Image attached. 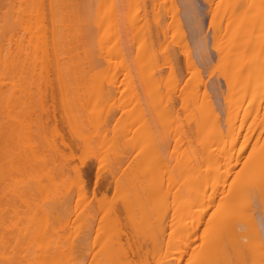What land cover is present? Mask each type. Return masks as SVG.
I'll return each mask as SVG.
<instances>
[{
	"label": "bare ground",
	"instance_id": "6f19581e",
	"mask_svg": "<svg viewBox=\"0 0 264 264\" xmlns=\"http://www.w3.org/2000/svg\"><path fill=\"white\" fill-rule=\"evenodd\" d=\"M145 1L144 0H14V2L11 3L9 0L10 3H8V4L6 2H4L7 4L8 7H6L5 10H3L0 14V55L1 54H3V55L9 54V56H10L9 59L12 62H15V61L19 62L20 65L26 66L27 70H28V68H29V70L32 69L34 71L35 75L37 74L38 76H40V78H41L40 81H41L42 87L44 89V92H43L42 88H40L41 90L39 89V87L41 85L40 86L38 85L39 87L36 90V93H34V91L30 92V93H34L33 95L36 97L35 100L33 99V102H35L36 100L41 101V99L44 98V96L46 97L48 94V91H49L48 88L50 87V85L47 84V81H48L47 77L48 76L46 75V73H47L46 71H48L49 67L53 69V72L55 75L57 74L56 78H58L57 77L58 74L61 75L60 76L61 81H63L62 83L65 84L64 85L61 83L63 85L62 88H64V89H66V87L68 88V90H66V91L64 90L65 93L67 92L64 95L65 100L69 97V96H67V98H66V95H70V93L73 94V97H74L72 101H70V97H69L68 101L70 102L69 105H71V107L69 105H67V106L69 108H71V111H72V108H73L72 105H75L74 108H76L75 110L77 111V113H74L75 111L72 112L75 115L77 114L76 116L74 114H72L71 111H69L71 114V118H72L71 119L70 116H67V118L69 117V119H68L69 124L72 122V126L76 127L78 124L77 122L80 120L79 124L81 122V125H84L85 127H86V125L90 126V125H88V123H86L87 121L85 123L82 122L81 118L83 116L81 117V115L85 111L83 109H86L87 106L85 107L84 105H82L85 107L83 109L79 106L80 105L79 102L81 101L80 99H83V97H82L83 92L80 88L76 89L75 86L79 87L81 85L83 86V84H85V83L91 82L92 86L96 85L97 87L100 88L101 91L98 90L99 88L96 90L93 89L94 92H91L92 91L91 90L90 91L91 95L88 96V99H84L85 102H86V100L89 101L91 96H92V98H94V96L96 97L97 94H98V97L101 96L100 94L103 91V89H102L103 86L101 87V83H100V86L98 84H99V82H102V83L104 82V81H101V79H102L101 77H104L105 73L106 74L109 73V72H107L108 70L106 71L107 65L110 64V67H111L112 63H108L107 65H105L106 67H104V70L99 72L100 76L102 75L101 77L98 76V70H97L98 68L96 69L97 73L96 72L94 73L91 71H92L93 66L96 67V65H95L96 62H97V65H99L98 61H100V59L99 60L97 59L98 57L97 58L94 57L95 53L97 52V55L102 54L100 50H103V49L105 50V46H106L105 44L106 43L110 44L111 39L113 40L114 37L116 38L115 44L113 45V47L111 46V48L109 46V50L107 49L108 54L107 55L104 54V57L102 56L100 58L105 59V55L106 56L110 55V58L112 61L111 54L113 56V53H115V54L118 53L117 55L122 56V58L120 59L121 61L119 63L116 61L114 63V65L117 63V66L114 67L116 69L115 72H117V76H116L115 72H113V74H111V75H113L114 77L116 76L117 79H118V76L122 75V78H124V81L122 79L123 82H120V84L121 83L125 84L126 81L128 80L127 84L130 85V86L126 85L127 88L129 87L128 91L130 88H131V90H133V84L134 83L132 84L133 81L131 82V80L134 79L135 77L133 78L132 73L134 72L133 70H135L137 68V65L139 67H141V69H143V72H144V70H146V68H147V71L148 70L152 71V69H153L152 60L153 59L155 60V57H154L155 54H156V58L161 56L160 53H159L160 54V56H159L158 53L152 52V54H153L152 55L150 52L153 50L152 46L155 43L154 41L159 39V37H161L160 39L163 38L162 42L160 41V43L164 46L163 52L165 54L163 53L162 56L165 55L163 58H165L166 61L168 60V62H167L168 64L170 62L169 60H172V59L176 60L177 56L178 55L180 56V54L179 53L177 54V52L184 51V50L187 51L189 48L188 42L185 41L187 43L186 44L183 41L185 39L184 38L185 34L183 33L184 30L182 31V29L180 28L182 25V22H181L182 20H181V18H179V14H178L179 9L177 8L176 1L175 0H155V2L153 3L154 9L152 10L154 12L152 15L150 14L151 16H149L150 12L148 11V9H146ZM148 1L152 2L151 0H147V2ZM205 1H206V5L208 4L212 7L211 10H209V11H212L211 21H210V23H211L210 25L212 26L211 28L213 29V32L211 34L212 44L214 47L213 49H215L216 55L218 56V59H216V63L219 61V63L217 64V66L220 70L219 73H220V75H222V77H224L223 79L225 80V83L227 86V92H226L225 96L223 95V99H224V101H227V105H228L227 109H226L225 108L226 105L223 102L225 105L224 108L226 109V111L223 114L224 118L223 117L221 118L222 112L220 115V111H219L220 109L218 108V105H216L215 103L210 101L211 98L209 97V95L212 93H210V94L208 93L209 95H207L206 94L207 92H203L204 96H202L200 101L197 100V96H198L197 92H196V91H198L197 87L200 91L201 89L199 88V86L200 87L202 86L201 85L202 83L200 80L201 78L200 79L198 78L200 76V73H201V72H198L200 69H197L198 71L195 69L197 71V73H194L195 71L193 70L194 71L193 75L191 74L192 77H191V79L188 80V85L186 84L187 87L186 86L184 87L183 86L184 84H182V87H184V88H182V87L179 88V85L177 83V78H176V75L178 74V69H177V67H175L176 68L175 69L173 66L169 67L170 71H167V72H168V74H170L169 75L170 81H169V78H167L166 81L169 83L172 81L171 78L173 79V83L172 82L171 83H172V87L174 89H176L175 91H176V94L178 96L177 99L180 98L182 100L180 106H182L181 108H183L184 111L187 110V115H190V116L186 115L185 118L188 117L187 120H185V121L183 120L184 122L187 121L186 124H187L188 128L190 127L189 128L190 132H188V133H193L192 132L194 130L193 126H190V125H192L193 122H190V120L191 121L194 120V122H195L194 125L196 127L195 132L197 133L198 137L196 134H194V136L192 134L191 135L194 137L195 141H196V139H197V141H198V139L200 141L196 144L197 146L196 145L193 146L194 143L192 144L190 142L192 139L191 135H190V137H191L190 140L188 139V136H189L188 134L184 135L186 132L183 131L184 128H182L181 123H179L180 120L179 121L177 120L179 118L178 116H180V115H178V116L176 115V118H177L175 121L177 123L176 125H179L181 128L178 129V127L176 126V128L178 130L176 129V131L174 133L176 135V134H178V132L180 130L183 131L184 133L181 131L180 132L184 136L181 135V133L179 135H181V137L183 136L184 138L187 139L186 144L188 146L185 147L186 150H184L185 148L183 150H181V155H182L181 158L177 157V159L180 158L181 160L180 159L176 160V162L174 164L175 168L171 167L170 168L171 170H170V169H168L169 165H171L170 164L171 162H169L170 161L169 157H171L174 154L175 159H176L178 152L180 153V151H177V149H178V144L181 141V137L178 136L180 139L179 138L173 139L171 141L172 147H170L171 145H170L169 140H171L172 138H169V140H167L168 138L166 137V135L163 131V128H161V127L166 126V128L170 129L168 124L170 121H172V118L174 117L172 114V113H174V109L172 112V111H170L171 107H170V109L165 108L168 101H170L171 103L173 101H171V99L170 100L167 99L166 100L167 103L165 102L164 104H162L163 100L161 99L159 102V99L163 96L162 94H166L163 92V90H160L158 88L159 85H157V83L163 82V79H164L163 76L165 77V75L167 74V73H165L164 75H162L161 71H160V69L161 70L163 69L160 66H162L163 64L166 63L165 59H163V62L161 61V63H159L160 68H158V65H157V71L155 70L156 76L154 79H150L151 77H154V76H152L154 74L151 71H149L150 73L147 75V78L149 81H147V78L145 77L146 75H144V80H142V81L145 82V85L151 84L152 86H151V88H150V86H145V87L143 86L146 91L143 88H141V90L143 89L142 93L144 94V96L142 95V93L140 95H142L146 101L144 99L142 101L143 97H141V98H139V104L138 105H141V108L143 110L137 105V103H138L137 96L138 95H136V90L133 93L134 96H133L132 100L129 99V104H128V97H126L128 95L127 94L128 91H127V89L125 90L127 92H125L123 90V93H125V95L122 93V95H124V96H122V98L124 97L125 101H123L124 99L121 100V101H123V104H120V106H122V109L124 108L123 106H125V105L127 107H129L130 103L134 100V97L137 98V100H135L136 103L133 104V106L135 108L138 107V109L133 108L134 109L133 113H131V111H132L131 108L130 109L128 108L129 110L125 111L128 114L127 117H128V121H129L130 125L128 124V121H126L127 117H123L124 115L121 116L122 115L121 114L120 115L121 117L119 118L120 120L118 119V123L115 122L116 124H114L112 121L113 126H111V128H110V136L105 137L106 135H108L107 129H109V127H107L109 124L106 125L105 120L107 122H108V120L110 121L111 117L114 116L113 110H115V111L117 110L114 108L115 103H114V105L112 104V106H114L113 107L114 109L110 106L111 105V103H110L109 110L107 109V113L104 114V116H103L104 117V120H103L104 124L103 125H102L103 122L100 121L99 116H101V114H103L104 112L102 113L100 111V113H99L100 115L98 114V116H97V118H99V119H97V118L95 119V117L92 116L94 119L95 127L99 126V124H96L97 120L99 121V123L101 122L102 126H104L98 132L99 133L98 138L100 140H102L104 138H107V141L112 140L114 143L111 141L110 144H108V146L110 145V147H111V146H113V144L114 145L116 144L115 146L119 147L120 145H118V144L122 142V141L119 142L121 140L119 135L121 133V135L123 137L125 136V138H126V135L128 132H125V130H128V129L124 128V127H126L128 124V126H130V128H131V126H132L131 124H133V121H134L133 119L131 121V118L133 117V115H135L137 117V120L140 119L138 121V123L140 121H142L139 123L140 126L138 125L142 129H140L139 127H137V128L135 127L137 129L136 130L137 133L132 132V134L136 133L133 135L135 139L134 138L132 139L129 137H127V139L124 138L125 139V140H123L125 142L124 147H122V146H121L122 148L117 147L116 150H114V148H116L114 146L111 147V149L109 148L110 150H112V152L114 154L112 155L111 151H109L110 153H108V156L105 155L108 158H111V159H108L107 157L105 158L106 160L107 159L109 160L108 163L106 162L107 168H105V170L106 169L108 170V173L111 175V177L109 178L110 175L109 176L102 175L100 171H103V168H102L103 166H101V170H100V168H99L100 165L99 166L96 165L97 167H94L96 179L94 180V183H93L91 189H88L89 186L87 187V185H86L87 184L86 183L87 178L85 177V175L81 171V168L78 169V168H75V166H74V168H73V171L75 173L74 178H76L75 182L77 181L78 186H77V193H76L77 198H76V202L74 204L76 206L72 205L75 208L77 207L76 217L74 220V224L72 226H69L68 224H67L68 225L67 226L65 224V223H67V221H65V219H68V223H69V218H70V217L69 218L66 217L69 214L67 211L69 209H67L68 207L66 208V206H68V204L65 205V200L66 201L68 200L66 198V196L67 197L71 196V198H69L70 200L67 201V203L69 202V205H71L70 204L71 199H73L75 197H73L72 195H69V194H66L65 197L62 196V198L64 197L63 199H65V200H61V201H64V205H63V202L57 201L56 198H58V197L55 198L56 202L55 201L53 202L52 198H48V200H47L48 204H45V206H46L45 209L47 210V215L49 214V217L52 216L51 211H52V208L54 207V205H55V209H56V207L59 208V206H61V204H62V209L60 207V209L62 210V213H61V215H59L60 217H58V218H61V221L59 223V226L56 227L57 230L59 229V231H60V237L57 241L54 239L49 240L46 237L48 240H46L45 241L46 243L44 242L45 244H43V247H44L43 253L44 254L42 255V257L40 255L38 256V257H41L40 258L41 260L40 259L39 260L42 262V264H264V0H205ZM180 4H182V3L180 2ZM212 5H214V6H212ZM2 6H4V5H2ZM147 11H148V13H147ZM152 21H153V24L155 25V28H153V29L151 28V26L152 27H154V26L150 25V24H152L151 23ZM92 22H94L95 25H97L98 29H100V30H102L103 26H105L104 25L105 22H107V24H106L107 27L110 25L108 27L109 29L110 28L113 29L112 26L115 27V30L113 29V32L111 31L112 29L109 30L110 36L108 35V38H106L107 36L104 35L105 32L104 33L102 32L104 38L107 39V41L105 42V40H103L102 36L99 37L98 44H100V45L103 44L105 46H101L102 48L104 47L103 49L101 47L96 48L97 49L96 52L93 49L94 46L90 45V39H91V37L93 38V36H91L92 35V29H93L92 27L96 28V26L92 25L93 24ZM222 22H223V24H222ZM102 24H103V26H102ZM176 25H177V27H176L177 29L175 28V30H173V33L171 35H169L168 30L171 31L170 29L174 28ZM120 26H121V29H120ZM170 26H172V27L170 28ZM106 30L108 32L107 28H106ZM98 32L99 31L97 30V33ZM145 33H146L148 38L146 37ZM178 33H179V36L178 37L175 36V39H174V35H177ZM141 36H145V38H147L146 39L147 41H145V38L143 39L147 45L143 42V40L141 41ZM189 37H192V36L189 35ZM167 38L170 39L168 42H167ZM181 38H183V39H181ZM100 39H102L104 42L102 40H101L102 41L101 42ZM148 39H149V43H150L151 48H152L151 50L149 48L150 46H148L149 45ZM94 40H95V38H94ZM186 40H187V37H186ZM92 42L95 43L93 40H92ZM137 42H138V45H135L134 43H137ZM161 44L158 43V45H161ZM94 45L96 46V43ZM130 45L133 46V49H134L133 52L131 51L133 49L131 48L132 46H130ZM86 47H88V48H86ZM168 47H170V48L168 49ZM204 48L205 47L203 46V51H204ZM160 49L161 48H159L158 51H160ZM148 50L150 52V53H148V56H147V54L146 55L144 54L142 56V53H145V51H148ZM93 51H94V53H93ZM128 52H129V55H128L129 58L127 56ZM155 52H156V50H155ZM200 53H199V55H200ZM204 53H206V52H204ZM115 54H114V57H115ZM130 54H132V55H130ZM150 54L152 56H150ZM189 55L191 56V53L188 50L187 55H186L187 56L186 57V59H187L186 60V66L189 67L190 65H192V66H190L191 68L192 67L196 68L197 66L195 63H197L199 60L197 62H194V61L199 59V58L198 57H197V59L194 58L195 59L194 60L192 58V56L189 57ZM130 56H131V58H130ZM5 57L8 58V55L4 56V58ZM93 57H94V61H93ZM140 57H141V59H140ZM147 57H148V59H151V62L149 60V63L152 64V65H150V66H152L151 67L152 69L147 67V64H149L148 60H147V62H145V59ZM150 57H154V58L152 59ZM95 58H96V60H95ZM190 58H192V60ZM203 58L205 59V61L207 59L204 56V57H202L201 62H204ZM180 60H181V58H180ZM180 60H178V63ZM92 61H93V63H92ZM16 62H15V64H16ZM141 62L143 65L141 64ZM136 63H137V65L135 66L136 67L135 69L132 66H129L131 64H136ZM144 63H145V67H143ZM90 64H93V66L91 67ZM176 64H177V62H176ZM202 64L203 63H201V66H202ZM16 65H18V64H16ZM172 65H174V60H172ZM4 66H5V64H4ZM168 66H170V65H168ZM174 66H176V65H174ZM184 66H185V63H184ZM213 66L211 68H213ZM223 66H224V68H223ZM130 67L133 70L132 69L130 70L129 69ZM198 67H199V65H198ZM99 68H100V66H99ZM16 69H17V67H16ZM101 69H103V68H101ZM1 70H2V68H1ZM27 70H25V71H27ZM35 70L37 71V73H35ZM205 70L203 69V71H205ZM104 71H105V73H104ZM164 71L165 70H163V72ZM182 71H184V69ZM222 71H223V73H222ZM30 72H32V71H30ZM130 72H132V73L130 74ZM210 72H211V70H210ZM49 73H51V72H49ZM24 74L25 73L23 72V75ZM186 74H188V73H186ZM137 75H139V74H137ZM25 76L27 77L28 75H25ZM149 76H151V77H149ZM181 76H182V74H181ZM181 76H180V79H182ZM184 76H182V77H184ZM0 77H2V76H0ZM116 77H115V79H116ZM110 78H111V76H110ZM117 79H116V82H114V78L112 77V79L109 83H113V82L117 83ZM157 79H159L160 82L156 83ZM25 80H26V82H28L26 78H25ZM58 80H57L58 86L60 87V85H61L60 79H58ZM93 80H94V82H93ZM103 80H105V79H103ZM202 80H204V79H202ZM134 81L136 82V79ZM34 82H37V81L34 80ZM180 82H179V84H181ZM192 82H195V83L191 84ZM5 83H8V82H5ZM11 83L12 82H10V85H11ZM147 83H149V84H147ZM184 83H186V81ZM189 83L191 86L189 85ZM2 84H3V81H2ZM19 84H20V82H19ZM51 84H53V83H51ZM139 84L140 83H138V85ZM173 84H174V86H173ZM14 85H15V83H14ZM108 85L109 84H107V87H108ZM135 85L136 84H134V86ZM155 85H157V86H155ZM15 86H14L13 90L17 89V91L19 92V90H18L19 88H16ZM30 86H32V85H30ZM52 86L53 85H51V88H53ZM68 86H70V87L74 86L75 90L73 88L71 90H74V91L70 92V90H69L70 88ZM94 86H93V88H97ZM160 86H161V83H160ZM170 86H171V84H170ZM25 87H27V86H25ZM55 87H57V86H55ZM139 87H140V85L138 86V88ZM208 87H210V86H208ZM110 88L114 93L117 92V88L115 86H113V87L110 86L109 88H107L108 91ZM115 88H116V90L114 91L113 89H115ZM148 89H152V90H150L152 92L150 93ZM164 89H166V88H164ZM209 89L208 90L205 89V90L209 91ZM212 89H213V87H212ZM141 90L137 91V92H141ZM170 90L172 92H174L172 89H170ZM51 91H52V89H51ZM59 91L61 92L60 95L64 94L63 91L61 90V87H60ZM95 91L96 92L100 91L99 92L100 94L96 93ZM106 91L104 90L102 93L104 94V92L106 93ZM112 91H109V93ZM144 91L148 92L151 96L154 95L152 99H154V97H155V102H154V100L150 99L149 95H148V97H149L148 98L149 102H148V100L146 99L147 97H146V94L144 93ZM154 91L156 94H154ZM216 91L217 90H215V92ZM54 92H56L55 89H54ZM86 92H88V90ZM113 92H112V94H110L111 99L114 95L117 94V93L114 94ZM0 93H1V90H0ZM12 93H10V95H12ZM23 93L25 95L26 92H23ZM109 93L107 92L106 96ZM157 93H158V95L162 93L161 94L162 96H160V95L158 96ZM15 94H16V92H15ZM86 94H88V93H86ZM137 94H139V93H137ZM169 94L172 98L171 93H169ZM1 95H3V94L1 93L0 96ZM18 96H20V95H18ZM165 96H167V95H165ZM194 96H196V99ZM213 96H212V98H213ZM30 97H32V94ZM98 97H96V98L99 99L100 97L99 98ZM110 97L107 96L106 98L108 99ZM157 97H158V99H157ZM203 97H204V99H203ZM206 97L209 99L205 100ZM12 98H13V96H12ZM23 98L25 99V96H23ZM84 98H85V96H84ZM129 98H130V95H129ZM6 99H7V97H6ZM24 99H23V103H25ZM62 99H63V95L61 97V100ZM71 99H72V95H71ZM100 99H102V98H100ZM175 99H176V97L174 95V99L172 98V100H175ZM217 99H218V96H217ZM0 100L2 102L1 97H0ZM4 100H5V98L3 99V101ZM26 100H27V98H26ZM63 100L61 102H63ZM65 100L63 103H65ZM74 100H75V102L72 104L71 102H73ZM95 100L94 101L92 100V102L95 103L96 102ZM109 100L110 99H108L106 101H108V103H109ZM115 100H116V98H115ZM118 100L119 99H117V102H118ZM15 101H16V99H15ZM17 101H18V99H17ZM31 101L32 100H30V103H31ZM40 101H38V102H40ZM68 101H66V102H68ZM140 101H142L144 103V105H143L144 107L142 106L143 103L140 104ZM214 102H216V99ZM40 103H42V101ZM44 103H46V101ZM44 103H42L40 105L41 109L43 108V111H44L43 113L46 114L44 123L46 122L45 123L46 126L48 124V125L52 126L53 128L54 127L56 128V123H57V121L59 122L60 119L57 120V116L54 113V110H56V109L54 108V110H53V108H52L55 105L50 107L49 105H52V104H49V102H48V106L46 105V107H45ZM50 103H51V101H50ZM86 103H88V102H86ZM98 103L99 104L95 103L96 107H99L103 103V101L101 104L99 101H98ZM108 103L106 102L107 105H108ZM148 103H150V105ZM158 103H159V106L156 105ZM20 104L21 103H19L18 108L20 107ZM66 104L67 103H65V106H66ZM61 105H63V104H61ZM151 105H152V108L150 107ZM172 105H174V104L172 103ZM33 106H31V107H33ZM102 106H103V104H102ZM102 106L99 107V108H101V110H102ZM104 106H106L105 102H104ZM180 106H179V110L181 109ZM163 107L165 108V110H163L164 109ZM4 108L6 109L7 106ZM33 108H34V110H33L32 114L35 115L34 120L37 121L36 124L39 123V125H41V128H42L43 124H41V123L43 120L40 119V117H39L40 114L39 115L37 114V112H41V115H42V110L40 109L39 111H37V110H35L36 107H33ZM74 108H73V110H74ZM89 108H91V110H93L95 107L93 109H92V107H89ZM99 108H95L96 110L98 109L97 112L99 111ZM12 109L14 110V107ZM29 109L31 111H29ZM29 109H28V111L32 112V109L31 108H29ZM63 109H64V107H63ZM66 109L67 108L65 107L64 113L68 115L69 112H66L67 111ZM160 109H161V111H160ZM166 109L168 110V112H170V115L172 116L171 117L168 113V115L171 118V120L170 121L168 120V122L166 121L168 118L165 117L166 116L165 113L167 112ZM19 110H20V108H19ZM23 110H24V108H23ZM80 110L82 112H80ZM25 111H26V109H25ZM123 111H121V112H123ZM128 111H130V112H128ZM163 111H166V112H163ZM9 112H10V109H9ZM125 112L123 114H125ZM137 112H139V113H137ZM13 113L15 114V112H13ZM16 113L18 114V112H16ZM23 113H25V112L23 111ZM26 113H27V111H26ZM84 113L88 116V113H86V112H84ZM135 113H137V114H135ZM95 114L96 113L94 112V115ZM114 114H115V112H114ZM29 115H31V114H29ZM36 115H38L37 117H38L39 122H38V120L35 119ZM130 115H132V117ZM20 116H22V115L20 114ZM62 117L64 118L63 115H62ZM164 117L166 119H164ZM7 118H8V116H7ZM18 118H20V117H18ZM22 118H25V117H22ZM41 118L43 119V115ZM85 118H84V120H85ZM90 118H91V116H90ZM90 118H88L89 124H90ZM70 119H71V121H70ZM73 119H75V122L73 121ZM151 119L153 122L151 121ZM163 119L165 120V122L163 121ZM12 120H14V119H12ZM16 120L18 121L19 119H16ZM29 120H33V119L29 118ZM181 120H182V118H181ZM68 121H64V123L65 122L68 123ZM150 121L153 125V128L155 130L157 129L158 131L157 130L153 131L154 129L153 130L150 129L153 132H151L149 130L150 131L149 133H147V132L145 133V130H147L148 128H151V126H152L150 124ZM162 121H163V124H165L164 126L163 125L161 126ZM26 122H28L27 119H26ZM75 123H76V125H75ZM92 123H93V121H92ZM153 123L155 124V126ZM171 123H173V122H171ZM79 124H78V127H76L78 131L81 129V127L84 128V126H81ZM118 124H119V126H118ZM125 124H126V126H125ZM144 124H145V126H144ZM158 124H159V126H158ZM183 124H184V126H186L185 123H183ZM59 125H61V124H59ZM91 125H93V124H91ZM79 126H80V128H79ZM173 126H175L174 123H173ZM44 127H45V125H44ZM73 127H72V129L75 128V127L74 128ZM119 127H120V129H119ZM133 127H134V124H133ZM186 127H185V129H187V131H188L189 129ZM205 127H207V128H205ZM18 128H20V127H18ZM69 128H70V126H69ZM97 128H95L96 131H97ZM203 128L208 130V131L203 130ZM25 129H27V128H25ZM168 129L165 130L166 134L168 133V131H167ZM95 130L94 129L91 130L92 133ZM159 130H161L160 131L161 134L159 133ZM29 131H30V129H29ZM31 131H32V129H31ZM33 131H34V129H33ZM53 131L54 130L52 129V132ZM86 131L87 130H85L83 132V130H82L81 132H83V134H84ZM34 132H36V131H34ZM47 132H45V133H47ZM108 132H109V130H108ZM162 132L164 133L165 137L161 136V135H163ZM169 132H171V131L169 130ZM206 132H208V133H206ZM29 133H31V132H29ZM55 133H56V135L59 134L58 136L61 135L60 134L61 131H60V133L58 131V134H57V132L55 130ZM86 133H85L86 135H89L90 132H86ZM152 133H153V135H152ZM23 134H24V132H23ZM31 134H33V133H31ZM77 134L78 133L76 132V137H78ZM130 134H131V132H130ZM138 134H139V136H138ZM140 134L142 135V138L140 137L141 136ZM202 134H204V135H202ZM64 135H65V133H64ZM91 135H93V134H91ZM224 135H225V137L223 138ZM17 136H19V134ZM29 136H28V139L30 138L32 140L33 137H29ZM127 136H129V134ZM150 136L152 137V139ZM201 136H203L205 138V140ZM2 137H3V135H2ZM55 137L57 138V136H55ZM66 137H68L67 134H66ZM123 137H122V139H123ZM136 137L139 139L140 142L143 141V143L145 145L144 148H143V143H141V145H140L139 141H135L137 139ZM161 137L164 139H162ZM172 137L174 138V135ZM59 138L61 139V141L59 140L60 143H62V141H63L62 148L60 147V144L58 142L56 144L54 143L58 149V151L57 150L56 151L59 152V154H62V155H60V157L63 156L65 159H68L69 157L71 158V153H73V151H71L70 154H68L70 151L69 152L67 151L68 153H66V151H65L68 147L72 148V146H70L71 143L70 144L65 143L64 142L65 139L62 140L61 137H59ZM68 138H70V137H68ZM80 138H81V136H80ZM80 138H78V139L80 140ZM85 138H87V137H85ZM108 138H110V139H108ZM99 139H97V140L93 139V140H96V142H97ZM141 139H143V140L141 141ZM201 139H203V142H201ZM206 139H209V140H206ZM54 140H56V139H54ZM93 140L91 139V142L94 143ZM132 140H134L135 143L134 142L132 143ZM183 140L185 141V139H183ZM51 141H52V139H51ZM103 141H105V139L100 141V143L102 144ZM16 142H17V140H16ZM34 142H33V144H34ZM75 142H77V140ZM88 142H89V140H88ZM104 143L106 144V141ZM182 143H184V142H182ZM182 143L179 144V147H181L180 145H183ZM36 144L38 145V143H36ZM77 144H78V142H77ZM84 144L86 145L88 143H84ZM121 144L123 145V142ZM131 144L134 146L132 147ZM73 145H74V143H73ZM139 145L141 148H143V154L141 153L142 149L140 148L139 149L140 156L137 155L138 158L136 159L138 161V163L135 160V163L130 165L133 162V160L131 161V163L128 161L130 159L128 156V154H129L128 152L134 151V148L139 147ZM199 145H201V146L198 148ZM30 146H31V143H30ZM100 146H103V144ZM130 146L132 147L133 150L132 149L129 150V148H131ZM19 147H20V145H19ZM96 147L97 146H95V148ZM194 147L196 149H194ZM83 149H85V148H83ZM119 149H121V153H120ZM33 151H34V149H33ZM98 151L100 153H102V151H100V150H98ZM125 151L127 152V154L125 153ZM82 152L83 151L81 148L80 153H82ZM47 153H49V152H47ZM15 154H17V153H15ZM85 154H87V153H85ZM132 154L130 153V156H132ZM38 155H40V154H38ZM72 155H74V154H72ZM79 155L80 154H78V156ZM96 155H98V154H96ZM109 155L112 157H109ZM8 156H9V154H8ZM10 156H11V154H10ZM78 156H76V157H78ZM91 156H93V155L91 154ZM156 156L158 157V159H156ZM53 157H54V155H53ZM19 158H22V157H19ZM74 158H75V156H74ZM163 158L165 160H166V158H168V160H169L168 166H167L166 162H165L166 166L164 165V159ZM23 159H24V157H23ZM25 159H26V157H25ZM39 159H40V157H39ZM39 159H38V161L40 163ZM56 159L57 158L55 157V160ZM20 160L21 159H19V161ZM112 160H113L114 164L111 162ZM64 161H66V160H64ZM67 161H69V159ZM74 161H76V160L74 159ZM144 161H145V163H144ZM161 161L163 163H161ZM42 162H44V161H42ZM110 162L112 163V165L114 167L109 165ZM62 163H63V159H62ZM83 163H84V161H83ZM154 163L156 164V166L153 165ZM158 163L160 164V166L158 165ZM25 164H27V163L25 162ZM64 164H65V162H64ZM64 164H62V165H64ZM123 164H125L124 167L122 166ZM71 165H73V164H71ZM76 165H77V163H76ZM157 165L159 166L158 168H157ZM162 165H163V169L165 167V170H163V171L164 172L168 171L169 175H170V176L169 175L167 176L166 181H165V179H164V181L162 180L163 179L162 173L164 174V177H165V173L160 172V171H162V168L159 170V168L162 167ZM15 166H17V165H15ZM47 166L48 165H46V170H48L50 168L49 171H47V173H48L47 175L49 176V178H48V176L44 177V174H43L42 176L44 177V180H45V178H47L48 180L53 178V175H54L53 171L58 170V169H54L53 168L54 166L52 167V164H49V166H51L54 170L51 167H49V166L47 167ZM87 166H88V164H87ZM121 166H122V168H121ZM41 167H43V166H41ZM76 167H78V166H76ZM109 167L112 170L110 169V171H109V169H108ZM138 167H141V168L138 169ZM32 169H33V167H32ZM150 169H151V171H150ZM166 169H168V170H166ZM173 169L176 171L174 172ZM23 170H25V169H23ZM29 170L31 172V169H29ZM37 170L35 172H37ZM66 170H67L66 167H63L60 171L65 172ZM118 170H119V172H118ZM172 170L174 172L173 173L174 176L171 175ZM115 171H117V172H115ZM113 172L115 174L119 173V177H115ZM2 173L3 172H1V174ZM23 173H22V175H23ZM55 173H56V171H55ZM145 173H148L149 176H147V174L145 175ZM9 174H7V175H9ZM150 174H151V176H150ZM154 174L158 178H156L154 176ZM16 175H14V176H16ZM35 175H36V173H35ZM35 175H33V176H35ZM58 175H61V174L56 173V176H54V177H57ZM180 176H183V177L181 178ZM29 177L31 178V176H29ZM41 177H40V179H41ZM151 177L154 178V180L151 179ZM231 177H233V179ZM33 178H32V180H33ZM159 178L161 179L160 182H159ZM21 179H18V181H20ZM16 180H17V178H16ZM16 180H15V182H16ZM25 180H27V179H25ZM51 180H49V181H51ZM72 181H74V180H72ZM5 182L8 183L7 180ZM24 182H22V183H24ZM54 182L56 183V181H54ZM59 182H60V180H59ZM28 183H29V181H28ZM33 183H31V184H33ZM39 184L40 183H38V185ZM43 184H45V182ZM63 184L65 185V183H63ZM52 185L54 186L53 183H52ZM8 186H10V184ZM48 186H49V184H48ZM65 186H67V185H65ZM69 186H70V184H68V188L66 187L67 190H69ZM1 187H3V186H1ZM26 187H25V189H26ZM61 187H63V186H61ZM16 188H17V186H16ZM30 188H31V185H30ZM41 188L42 187H40L39 189L41 190ZM55 188L56 187H54V189ZM98 188H100V189L98 191H96V189H98ZM109 188H113V189H111V190H113L112 195H109L111 193V192H109L111 190H108ZM9 189H11V188H9ZM107 190H108V192H107ZM3 191H5V190H3ZM17 191H20V190H17ZM58 191L59 190H56L55 193H57ZM25 192L27 193V190H25ZM59 192H61V191H59ZM40 194H42L41 191H40ZM52 194H53V191H52ZM61 195H62V192H61ZM49 196H47V197H49ZM52 196H54V195H51V197ZM165 196L167 199L165 198ZM17 197H19V196H17ZM36 197H38V196H36ZM59 198H61V196ZM163 198H165L167 200V201H165V203L162 202ZM23 199H24V197H23ZM20 200H22V199H20ZM32 200H34V199H32ZM25 202H27V201H25ZM29 202H30V200H29ZM57 202H58V206H57ZM12 204H13V202H12ZM12 204H10V205H12ZM25 204H27V203H25ZM39 204H41V203H39ZM17 206L15 205V207H17ZM1 207H3V206L1 205ZM64 207L66 208V210H65V213L63 214V210H64L63 208ZM73 207H71L72 210H74ZM5 209H7V208H5ZM2 210H4V208H2ZM46 210H45V212H46ZM16 211H18V210H16ZM7 212H8V214H10L9 212H11V211H7ZM43 212H44V210H43ZM43 212H42V214H43ZM31 214H30V216H31ZM36 215H38V214H36ZM40 215H41V213L39 214V216ZM47 215L45 213V218L46 217L49 218ZM69 215H71V213ZM33 217L35 218V216H33ZM33 217L31 219H29V220H31L30 223H32L34 220H36V218L33 219ZM19 218H21V217L19 216ZM11 219L12 218H10V220ZM51 220H53V219L51 218ZM51 220H49V221H51ZM8 221H9V219H8ZM10 222H12V221H10ZM1 223H3V222H1ZM45 223H47L46 225H48V221ZM18 224H19V222H18ZM64 224L66 226H63ZM27 225L28 224H26L24 226H27ZM6 226H8V225H6ZM16 226H17V224H16ZM15 227L13 229H15ZM44 229H45V227H44ZM22 230H23V227H22ZM53 230H54V227L51 223V225H49L47 228V232H50ZM8 232H10V231H8ZM11 232H13V230ZM11 232H10V234H11ZM15 233H16V231H15ZM37 233H38V231H37ZM26 236H27V234H26ZM37 236H38V234H37ZM11 241H9V242L11 243ZM37 241H40V239L36 240V242ZM1 242H3V240ZM25 242H27V241H25ZM41 242H42V240H41ZM30 243H31V241H30ZM2 244H5V245H0V264H13V260L15 261L14 263L17 264L16 260L19 261L20 257L16 253L17 257H19V258H16L14 253H15V251H17L19 246H16V245L13 246L12 244H14V243H12L10 245L9 244L7 245L6 243H2ZM21 244H23V243H21ZM35 244H37V243H35ZM20 247L21 248H19L18 253L20 252L22 247H24V249H25V246L20 245ZM24 249H23V251L26 252L28 248H26L25 250ZM28 251H29V249H28ZM27 255H29V254H27ZM14 256L16 259L14 258ZM24 256H25V254L21 257V258H23L21 261L22 263H20V261H19V264H26V261L29 263V259H27V258L31 257V255L26 256L25 259H24ZM24 261H25V263H23ZM41 262H40V264H41ZM30 263H32V261Z\"/></svg>",
	"mask_w": 264,
	"mask_h": 264
},
{
	"label": "rangeland",
	"instance_id": "374dc122",
	"mask_svg": "<svg viewBox=\"0 0 264 264\" xmlns=\"http://www.w3.org/2000/svg\"><path fill=\"white\" fill-rule=\"evenodd\" d=\"M145 1V0H144ZM152 2H150V1H148L147 2V0L145 1V5H146V9H148V11L150 12L149 13V16H151L152 14H153V12L154 11H152L153 9H154V5H153V3L155 2V0H151ZM176 1V3H177V8L179 9V18H181V22H182V25H181V29H182V31H183V33L185 34V39L183 40L184 42L185 41H187L188 42V50L190 51V53H191V56H192V58L194 59V58H196L197 59V57L199 58V59H197V60H195L194 62H197L198 60V62L197 63H195L196 64V68H194V67H190V66H192V65H190L189 67L188 66H186V55H187V52H188V50L187 51H180V52H177V54L179 53L180 54V56L178 55L177 56V59L178 60H180V58H181V60L179 61V63H178V60L176 61L175 59H172V60H174V65H176V66H174V65H172V60H169L170 62H169V64L167 63L168 62V60L166 61V59L165 58H163L165 55H163L162 56V54L164 53L163 52V50H164V46L160 43V41L162 42V40H163V38L162 39H160L161 37H159V39H157V40H155L154 42V45L152 46L153 47V50L152 51H150L151 52V54H152V52L153 53H158V55L160 56V54H161V56L160 57H157L156 58V54H155V60L153 59L154 57H150V58H152L153 60H152V64H153V69L151 68L152 66H150V65H152L151 63H149V60H150V62H151V59H148V57L145 59V62H147V60H148V63L149 64H147V67L148 68H150V69H152V71L151 70H148L147 71V68H146V70H144V72H143V69H141V67H139L138 65H137V63L136 64H131V65H129V66H132L134 69L136 68L135 66L137 65V70L135 69V70H133L131 67L129 68L130 70L132 69L133 71V73L132 72H130V74L132 73V75H133V78L134 79H132L131 80V82H132V84L134 83V84H136L135 86H134V84H133V90H131V88L129 89V91H128V88H127V86L126 85H129V84H127V81H126V83L125 84H120V82H123L124 81V78H122V75L121 76H118V79H117V72H115L116 71V69L114 68V67H116L117 66V63L114 65V63H115V61L116 62H120L121 60V58H122V56L121 55H117L118 53H113V56H112V54H111V57H112V61H111V58H110V55H108V56H106L107 54H108V52H107V49L109 50V46H110V48H111V46L113 47V45L115 44V42H116V38L114 37V39L111 41L110 40V44L109 43H104L105 45H103V44H98V42H99V37H103V40H105V42L107 41V39H105L104 38V36H103V33H104V35H106L107 37L106 38H108V35L110 36V34H109V30L110 29H112V28H108L107 27V22H105V26H103V24H102V26H103V28H102V30H100V29H98V26L97 25H95V23L94 22H92L93 24L92 25H94V26H96V28L95 27H92L93 29H92V35L91 36H93V38L91 37V39H90V45H92V46H94V50H95V52H96V48H98V47H101V46H105V50L103 51V50H100L101 51V53L102 54H99V55H97V52L95 53V55H94V57H98L97 59L99 60L100 59V61H98V63H99V65H97V62H96V67L95 66H93V64H90V66L92 67V71L91 72H96L97 73V70H98V76H100V71H102V70H104V67H106L105 65H107L108 63H112V66L110 67V64H108L107 65V69H106V71L107 72H109L108 74H106L105 73V71H104V73H105V78L104 77H101L100 79H101V81H104L103 83L102 82H99V86H100V83H101V87H102V89H103V91L105 90H107L106 91V93L108 92L109 93V91H112L111 90V88L109 89V91H108V89L107 88H109L110 86L111 87H113V86H115L116 88H117V94L116 93H114L113 91V93L114 94H116V95H114L113 97H112V99H111V97H110V94H112V92H110L109 94H107V96H109L110 98H108V99H110L109 100V103H108V101H106V100H108L106 97V93L104 92V94L101 92V94L99 93L101 90H100V88L99 87H97L96 85L94 86V87H97V88H93V86L91 85L92 83L90 82V83H85V84H83V86L81 87V86H79V87H76L75 86V88L76 89H81L82 90V97H83V99H80L81 101V103L79 102V106L83 109V108H85L86 106V109H83V110H85L84 112H86V113H88V116L83 112V114L81 115V117L83 116H85L84 118H85V120H84V118L82 117H80L81 119H82V122H86V123H88V125H90V126H87L86 125V127L84 126V125H81V122H80V124H79V121L77 122L79 125H81V126H84V128L83 127H81V129L83 130V132L85 131V130H87L86 132H90L91 134H93V135H91L90 133H89V135H86L85 133V135L83 134V132H81L82 130L80 129L79 131L77 130V128L76 127H78V124H77V126L74 128L73 126H72V122L69 124V121H68V119H69V117L67 118V116H70V118H71V114H70V112L69 111H71V108H69L67 105H69L70 104V102L68 101L69 100V97H70V101H72L73 100V94H71L70 93V95H66V98H67V96H69L66 100H65V94L67 93H65V91L66 90H68V88L66 87V89H64V88H62L63 87V85L62 84H64V83H62L63 81H61V75H59L58 74V78H56V75L54 74V72H53V69L52 68H50L49 67V69L51 70H49L48 68V71H46L47 73H46V75L48 76H46L48 79V81H47V84L48 85H50V87L48 88L49 89V91H48V94H47V96L45 97L44 96V98H42L41 99V101H42V103H44L45 101H46V103H44L45 104V107H46V105L48 106V102H49V104H52V105H49L50 107H52L53 105H55V106H53L52 108H53V110H54V108L56 109V110H54V113H55V115L57 116V120H59L60 119V121L58 122L57 121V123H56V128L54 127H52V126H50V125H48L47 124V126H46V122L44 123V121H45V116H46V114L45 113H43L44 111H43V108L41 109V104L42 103H40L41 101L40 100H38V101H40V102H38L37 100L35 101V102H33V99L35 100L36 99V97L33 95L34 93H36V90L38 89V87H39V89L40 88H42L43 89V87H42V84H41V81H40V76H38L37 74L35 75L34 74V71L32 70V69H30L29 70V68H28V70H27V67L26 66H24V65H20V63L19 62H16V64H18V65H16L15 64V62H12L10 59H9V54H7L8 55V58H4V56H7V55H3V54H1L0 55V76H2V77H0V90H1V93L3 94V95H1L0 97H1V99H2V102H1V100H0V245H5V244H2V243H6L7 245L9 244H12V243H14V244H12L13 246L14 245H16V246H19V248H21L20 247V245L21 246H25V249L26 248H28L29 249V251H28V249H27V251L29 252H24L23 251V249H24V247H22V249L20 250V252L18 253V250H19V248L17 249V251H15V253H14V255L16 256V258H19V261H20V263H22L21 261H22V259L23 258H21L24 254H25V256H24V259H25V257L26 256H29V255H31V257H28L27 259H29V263L26 261V264H40V258L42 257V255L44 254L43 253V244H45L46 242V240H58L59 239V237H60V231H59V229L57 230V228L56 227H58L59 226V223H60V221H61V218H58V217H60L59 215H61V213H62V204H61V206H59V208H57L56 207V209H55V205H54V207L52 208V211H51V215L52 216H50L49 217V214L47 215V210L45 209L46 208V206H45V204H48L47 202V200H48V198H52V201L54 202H56V199H57V201H59V202H63V205H64V201H61V200H65V199H63L65 196H66V194H69V195H72L73 197H75V198H73V199H71V205H69V202L67 203V201H69L70 199L69 198H71V196L69 197H67L66 196V198L68 199L67 201L65 200V205L66 204H68V206H66V208L67 209H69V210H67L68 211V213L70 214L71 213V215H69L68 214V216H66V217H70L69 218V223H68V219H65V221H67V223H65L66 225L68 224L69 226H72L73 224H74V220H75V217H76V210H77V207L75 208V207H73L72 205H74L75 204V202H76V198H77V186H78V184H77V181L75 182V179L76 178H74L75 177V173H74V171H73V168H74V166H75V168H81V171L83 172V174L85 175V177L87 178L86 180H87V187H88V189H91L92 188V185H93V183H94V180L96 179V175H95V172H94V170H95V168L94 167H97V166H99V168H100V170H101V166H103L102 168H103V171H100L101 172V174L102 175H106V176H109L110 174L108 173V170L106 169L105 170V168H107V164H106V162L108 163L109 162V160L108 159H111V158H108L107 156H108V153H110L109 151H111V153H112V155L114 154L113 152H112V150H110L111 149V147H116V148H114V150H116L117 149V147L118 146H115L114 144H113V146H111L110 147V145L108 146V144H110V142L112 141H110V140H108L107 141V138H104L105 139V141H106V144L104 143L105 141H103V146H100V145H102L101 143H100V141H102V140H104V139H102V140H100L98 137H99V131L104 127V126H102L103 124H104V122H103V120H104V114H106L107 113V109L109 110V107L111 106L112 108L114 107V106H112V104L114 105V103H115V109H117L116 111L115 110H113V117H111V119H110V121L108 120V122L105 120V122H106V125L107 124H109L107 127H109V129H107V133H108V135H106L105 137H107V136H110V128H111V126H113V123L114 124H116V123H118V119L121 117V116H123V117H127L128 116V114L125 112V111H127V110H129L130 108H131V113H133V108H135L134 106H133V104H135L136 102H135V100H137V98H138V103H137V105L139 104V98H141V97H143L144 96V94L142 93L143 92V89H144V87L145 86H150V88H151V84L150 85H145V82H143L142 80H144V75H146L145 77L147 78V75L150 73L149 71H151V72H153V74L154 75H152V76H154V77H151V76H149V77H151L150 79H154L155 78V76H156V74H155V72L157 71V65H158V68H163L162 70L160 69V71H161V74L162 75H164L165 73H167L166 75H165V77L163 76V82H160V80L159 79H157V81H156V83L157 82H160L161 83V86H160V83H157V85H159L158 86V88L160 89V90H163V92L164 93H166V94H159L160 96H162L160 99H159V102H160V100L162 99L163 101V103L162 104H164L165 102H166V100L168 99V100H170L171 99V101H173L172 103L174 104V105H172V103L170 102V101H168V103H167V105L165 106V108H169L170 109V107H171V109H170V111H172L173 112V109H174V113H172L173 114V118H172V121H170L171 120V118H170V112H168V110H167V112L166 111H163V112H166L165 113V117L166 118H168L166 121L168 122V120L170 121L169 122V124H168V126H169V128L170 129H168V128H166V126H164L165 124H163V121L165 122V120L164 119H166L165 117H164V119H163V121H162V124H161V126L163 125L164 127H161V128H163V131H164V133H165V135H166V137L168 138L167 140H169V138H172L171 140H169L170 141V147H172V140L173 139H177V138H179L178 136H180L181 137V135H183L181 132H183V131H185L186 133L184 134V135H186V134H188L189 136H188V139L190 140L191 139V137H192V139H191V143L193 144V146H195L198 142H200L199 141V139H198V141H197V139H196V141L194 140V134H196L197 135V133L195 132L196 131V127H195V122H194V120H190V122H193L192 123V125H190V126H193V133H188V132H190V127L188 128V126H187V124H186V122H184L185 120H187V118H185V116L187 115V110H183V108H181L182 106H180L181 105V102H182V100L179 98V99H177L178 98V96H177V94H176V89H174L173 87H172V83H173V79L171 78V82H167L166 80H167V78H169L170 76V74H168V72L167 71H170L169 70V67H171V66H173L174 68L175 67H177V69H178V74L176 75V78H177V83H178V85H179V88L180 87H182V84H184L183 86L185 87H187V85H188V80L189 79H191V74L193 75V72L194 73H197V69H202L201 71L199 70L198 72H201L200 73V76L198 77L200 80H201V87L199 86V88L202 90H200L199 91V89H198V87H197V90L199 91H196L197 92V95L199 96H197V100H201V98H202V96H204L203 95V92H207L206 94L207 95H209L210 93H212V94H210L209 95V97L213 100H211L210 99V101L211 102H213V103H215L216 105H218V108L220 109L219 111H220V115H221V112H222V115H221V118L223 117V114H224V112L226 111V109H227V101H224V99H223V95L225 96V94H226V92H227V86H226V83H225V80L223 79L224 77H222V75H220V70H219V68H218V66H217V64L219 63V61L216 63V59H218V56L216 55V51H215V49H213L214 47H213V44H212V38H211V34H212V32H213V29L211 28L212 26L210 25L211 23H210V21H211V15H212V11H209V10H211V6L210 5H206V1L205 0H175ZM179 1V2H178ZM187 1V2H186ZM4 2H6L7 4L8 3H12V2H14V0H10V2H9V0H0V14H1V12L3 11V10H5V8L6 7H8L7 6V4L6 3H4ZM180 2L182 3V4H180ZM3 3V4H2ZM152 4V5H151ZM2 5H4V6H2ZM148 5V6H147ZM215 5V4H214ZM214 5H212V6H214ZM181 6V7H180ZM151 7V8H150ZM209 8V9H208ZM191 9V10H190ZM151 10V11H150ZM148 11H147V13H148ZM181 11V12H180ZM185 12V13H184ZM151 14V15H150ZM184 14V15H183ZM184 17V18H183ZM150 19V18H149ZM152 24H150V25H153L154 27H152L151 26V28L153 29V28H155V25L153 24V21L151 22ZM222 24H223V22H222ZM91 25V26H92ZM112 25V24H111ZM198 26V27H197ZM113 27V29L115 30V27L114 26H112ZM172 26H170V28H171ZM177 27V25L174 27V28H172V29H170L171 31H169L168 30V34L169 35H171L172 33H173V30H175V28ZM106 28L108 29V32H107V30H106ZM144 28V27H143ZM113 29L111 30L112 32H113ZM120 29H121V26H120ZM177 29V28H176ZM97 30L99 31L98 33H97ZM197 30V31H196ZM199 30V31H198ZM121 31V30H120ZM144 31V30H143ZM142 31V32H143ZM193 31V32H192ZM195 31V32H194ZM94 32V33H93ZM103 32V33H102ZM122 32V31H121ZM102 34V35H101ZM187 34V35H186ZM98 35V36H97ZM113 35V34H112ZM145 35H146V33H145ZM189 35L190 36H192V37H189ZM175 36L176 37H178L179 36V33L177 34V35H174V39H175ZM181 36V35H180ZM146 37H147V35H146ZM186 37H187V40H186ZM189 37V38H188ZM94 38H95V40H94ZM145 38V36H141V41L143 40ZM148 38V37H147ZM147 38H145V41H147L146 39ZM199 38V39H198ZM181 39H183V38H181ZM92 40L96 43V46L94 45L95 43H93L92 42ZM102 39H100V41H101ZM102 40V41H103ZM170 39H168L167 38V42L169 41ZM101 41V42H102ZM145 41L143 40V42L145 43ZM158 41V42H157ZM174 41V40H173ZM104 42V41H103ZM136 42V41H135ZM158 43L159 44H161V45H158ZM186 43V42H185ZM135 45H138V42L137 43H134ZM146 44V43H145ZM148 46H150L149 48H150V50L152 49L151 48V45H150V43H149V39H148ZM187 44V43H186ZM89 45V44H88ZM147 45V44H146ZM130 46H132V45H130ZM147 46V47H148ZM203 46L205 47L204 48V51H203ZM158 47V48H157ZM86 48H88V47H86ZM132 49H133V46L131 47ZM159 48H161L160 49V51H158L159 50ZM170 47H168V49H169ZM192 49V50H191ZM155 50H156V52H155ZM130 51V50H129ZM132 52L134 51V49L133 50H131ZM130 51V52H131ZM143 51V50H142ZM166 51V50H165ZM203 51V52H202ZM104 52V53H103ZM144 52V51H143ZM149 52V50L148 51H145V53H142V56L145 54H147V56H148V53H150ZM162 52V53H161ZM185 52V53H184ZM193 52V53H192ZM201 52V53H200ZM204 52H206V53H204ZM93 53H94V51H93ZM160 53V54H159ZM184 53V54H183ZM199 53H200V55H199ZM104 54H106L105 55V59L104 58H100V57H104ZM114 54H115V57H114ZM150 54V56H152ZM165 54V53H164ZM189 54V53H188ZM203 54V55H202ZM205 54V55H204ZM129 55V52H128V54H127V56ZM130 55H132V54H130ZM93 56V55H92ZM141 56V57H142ZM184 56V57H183ZM190 55H189V57H191ZM204 57L205 56V58H207L206 59V61H205V59L203 58V60H204V62H201L202 61V57ZM94 57H93V61H94ZM114 57V58H113ZM141 57H140V59H141ZM96 58H95V60H96ZM110 58V59H109ZM128 58H129V56H128ZM130 58H131V56H130ZM143 58V57H142ZM192 58H190L191 60H192ZM2 59V60H1ZM9 59V60H8ZM158 59V60H157ZM160 59V60H159ZM163 59H165V62L167 63H165V64H163L162 66H160L159 67V63H161V61L163 62ZM108 60V61H107ZM111 62H110V61ZM7 61V62H6ZM93 61H92V63H93ZM107 61V62H106ZM184 61V62H183ZM155 64H154V63ZM176 62H177V64H176ZM13 63V64H12ZM184 63H185V66H184ZM201 63H203L202 64V66H201ZM212 63V64H211ZM4 64H5V66H4ZM15 64V65H14ZM141 64H142V62H141ZM199 65V67H198V65ZM215 64V65H214ZM143 65V64H142ZM168 65H170V66H168ZM182 65V66H181ZM214 65V66H213ZM221 65V64H220ZM21 66V67H20ZM24 66V67H23ZM99 66H100V68H99ZM155 66V67H154ZM165 66V67H164ZM201 66V67H200ZM213 66V68H211ZM6 67V68H5ZM16 67H17V69H16ZM143 67H145V63H144V66ZM188 67V68H187ZM216 67V68H215ZM1 68H2V70H1ZM25 68V69H24ZM98 68V69H97ZM101 68H103V69H101ZM110 68V69H109ZM114 68V69H113ZM156 68V69H155ZM168 70H167V69ZM223 68H224V66H223ZM8 69V70H7ZM11 69V70H10ZM97 69V70H96ZM101 69V70H100ZM176 69V68H175ZM184 69V71H182V70ZM197 71H196V70ZM203 69L205 70V71H203ZM221 69V68H220ZM20 70V71H19ZM25 70H27V71H25ZM111 72H110V71ZM154 70V71H153ZM156 70V71H155ZM163 70H165L164 72H163ZM184 73H182L181 71ZM189 70V71H188ZM194 70V71H193ZM210 70H211V72H210ZM214 70V71H213ZM8 71V72H7ZM30 71H32V72H30ZM181 73H180V72ZM191 71V72H190ZM213 71V72H212ZM6 72V73H5ZM23 72L25 73L24 75H23ZM49 72H51V73H49ZM113 72H115L116 73V79H117V83H114V82H116V79H115V77L113 76V75H111V74H113ZM139 72V73H138ZM146 72V73H145ZM190 72V73H189ZM9 75H8V74ZM11 73V74H10ZM35 73H37V71L35 70ZM102 73V72H101ZM121 73V72H120ZM180 73V74H179ZM186 73H188V74H186ZM205 73V74H204ZM222 73H223V71H222ZM5 74V75H4ZM21 74V75H20ZM49 74V75H48ZM103 74V73H102ZM137 74H139V75H137ZM181 74H182V76H184L185 74V76L184 77H182L181 76ZM7 75V76H6ZM25 75H28L27 77L25 76ZM33 75V76H32ZM107 75V76H106ZM131 75V76H132ZM135 75V76H134ZM203 75V76H202ZM6 76V77H5ZM9 76V77H8ZM19 78H18V77ZM97 76V75H96ZM110 76H111V78H110ZM139 76V77H138ZM168 76V77H167ZM180 76H181V78L182 79H180ZM13 77V78H12ZM27 79V81L28 82H26V80H25V78ZM35 77V78H34ZM112 77L114 78V82L113 83H109L110 81H111V79H112ZM141 77V78H140ZM32 78V79H31ZM110 78V79H109ZM195 78V77H194ZM7 79V80H6ZM9 79V80H8ZM35 81H37V82H34V80ZM50 79V80H49ZM58 79H60V87H61V90L63 91V93L64 94H62L63 95V99L65 100V103H67L66 104V106H65V103H63L64 102V100H63V102H61L62 100H61V97H62V95H60V91H59V89H60V87L58 86V82H57V80ZM103 79H105V80H103ZM122 79H123V81H122ZM136 79V82L134 81ZM193 79V78H192ZM202 79H204V80H202ZM13 80V81H12ZM52 80V81H51ZM107 80V81H106ZM121 80V81H120ZM159 80V81H158ZM2 81H3V84H2ZM25 81V82H24ZM59 81V80H58ZM146 81V80H145ZM147 81H149L148 80V78H147ZM155 81V80H154ZM153 81V82H154ZM169 81H170V78H169ZM181 81V82H180ZM186 81V83H184ZM191 81V80H190ZM5 82H8V83H5ZM10 82H12L11 83V85H10ZM19 82H20V84H19ZM23 82V83H22ZM32 82V83H31ZM40 82V83H39ZM53 83V84H51V83ZM93 82H94V80H93ZM151 82V81H150ZM179 82L181 83V84H179ZM207 82V83H206ZM14 83H15V85H14ZM37 83V84H36ZM97 83V82H96ZM138 83H140L139 85H140V87L138 88ZM143 85H142V84ZM193 83H195V82H192L191 84H193ZM2 84V85H1ZM7 86H6V85ZM19 84V85H18ZM103 84V85H102ZM107 84H109L108 85V87H107ZM113 86H112V85ZM117 84V85H116ZM147 84H149V83H147ZM164 84V85H163ZM170 84H171V86H170ZM187 84V85H186ZM199 84V85H200ZM207 84V85H206ZM30 85H32V86H30ZM34 85V86H33ZM39 85V86H38ZM47 85V86H48ZM51 85H53L52 87L55 89V91L56 92H54V89L53 88H51ZM57 86V87H55V86ZM65 85V84H64ZM89 85V86H88ZM138 85V86H137ZM157 85H155V86H157ZM168 85V86H167ZM189 85H190V83H189ZM206 85V86H205ZM6 86V87H5ZM11 86V87H10ZM14 86L16 87V88H19L18 90H19V92L17 91V89H14L13 90V88H14ZM19 86V87H18ZM23 86V87H22ZM25 86H27V87H25ZM36 86V87H35ZM126 86V87H125ZM130 86V85H129ZM137 86V87H136ZM144 86V87H143ZM173 86H174V84H173ZM191 86V85H190ZM208 86H210V87H208ZM70 89V92L71 91H74L75 90V88H74V86H68ZM84 87V88H83ZM88 87V88H87ZM107 87V88H106ZM161 87V88H160ZM184 87H182V88H184ZM206 87V88H205ZM212 87H213V89H212ZM23 88V89H22ZM25 88V89H24ZM27 88V89H26ZM29 88V89H28ZM74 88V90H71V89H73ZM88 90V92H86L87 90ZM99 88V89H98ZM106 88V89H105ZM116 88L115 89H113L114 91L116 90ZM137 88V89H136ZM141 88H143L142 90H141ZM153 88V87H152ZM164 88H166V89H164ZM211 90H210V89ZM51 89H52V91H51ZM93 89L94 90H96V89H98V90H100L99 92H96V93H99L101 96H99L100 98H102V99H100L99 97H98V94H97V96L96 97H98L99 99H97L95 96H94V98H92V96H91V98L89 99V101L92 99L93 101L95 100L96 102L95 103H97V104H99L98 103V101L100 102V104L102 103V101H103V106H104V102H105V105L106 106H102V104L100 105V106H102V110H101V108H99V107H96L95 106V103L94 102H92V100L89 102L88 100H86V102H88V103H86L85 102V100L84 99H88V96H90L91 95V92H94L93 91ZM127 89V91H125ZM141 90V92H137V91H140ZM154 89V88H153ZM157 89V88H156ZM170 89H174L173 91L175 92H172ZM208 90L209 89V91H206V90ZM41 90V89H40ZM65 90V91H64ZM92 90V91H91ZM123 90L125 91V92H127V96L126 97H128V104H129V99L130 100H132V98H133V96H134V92H135V90H136V95H138L137 96V98H135L134 97V100L130 103V106L129 107H127L126 105V107L125 106H123L124 108L122 109V106H120V104H123V101H125V98L123 97L122 98V96H124L125 95V93H123ZM145 90V89H144ZM149 90V92L151 93L152 91H150V90H152V89H148ZM169 90V91H168ZM215 90H217L216 92H215ZM12 93V95H10V93ZM34 91V93H30V92H33ZM91 91V92H90ZM146 91V90H145ZM144 91V93L146 94V99L148 100V98L150 97V99L151 100H154V102H155V97H154V99H152L153 98V96H151L148 92H145ZM156 91V90H155ZM155 91H154V94H156L155 93ZM212 91V92H211ZM15 92H16V94H15ZM23 92H26L25 93V95H24V93ZM43 92H44V89H43ZM130 92V93H129ZM0 93V94H1ZM30 93V94H29ZM74 93V92H73ZM86 93H88V94H86ZM122 93L124 94V95H122ZM137 93H139V94H137ZM142 93V95H140ZM160 93V92H159ZM169 93H171V95H172V98L174 99V95H175V97H176V99L175 100H172V98H171V96H170V94ZM209 93V94H208ZM216 93V94H215ZM22 94V95H21ZM31 94H32V97H30L31 96ZM57 94V95H56ZM205 94V93H204ZM205 94V95H206ZM6 95V96H5ZM16 95V96H15ZM18 95H20V96H18ZM55 95V96H54ZM60 95V96H59ZM71 95H72V99H71ZM85 96V98H84V96ZM129 95H130V98H129ZM148 95H149V97H148ZM157 95H158V93H157ZM158 95V96H159ZM165 95H167V96H165ZM214 95V96H213ZM12 96H13V98H12ZM22 96V97H21ZM23 96H25V99L23 98ZM75 96V95H74ZM106 96V97H105ZM165 96V97H164ZM170 96V97H169ZM196 96H194L195 97V99H196ZM212 96H213V98H212ZM217 96H218V99H217ZM6 97H7V99H6ZM16 97V98H15ZM20 97V98H19ZM56 97V98H55ZM87 97V98H86ZM120 97V98H119ZM168 97V98H167ZM5 98V100L3 101V99ZM10 98V99H9ZM26 98H27V100H26ZM115 98H116V100H115ZM164 98V99H163ZM216 99V102H214L215 101V99ZM15 99H16V101H15ZM17 99H18V101H17ZM22 99V100H21ZM23 99H24V101H25V103H23ZM48 99V100H47ZM55 99V100H54ZM105 99V100H104ZM117 99H119L118 100V102H117ZM124 99V100H123ZM143 99H144V97L142 98V101H143ZM157 99H158V97H157ZM203 99H204V97H203ZM207 99H209V98H207L206 97V99L205 100H207ZM9 100V101H8ZM11 100V101H10ZM30 100H32L31 101V103H30ZM44 100V101H43ZM59 100V101H58ZM83 100V101H82ZM102 100V101H101ZM121 100H123V101H121ZM127 100V99H126ZM145 100V99H144ZM48 101V102H47ZM50 101H51V103H50ZM53 101V102H52ZM56 101V102H55ZM66 101H68V102H66ZM113 101V102H112ZM142 101H140V104H142L143 102ZM146 101V100H145ZM12 102V103H11ZM75 102V100L73 101V102H71L72 104ZM106 102L108 103V105L106 104ZM120 102V103H119ZM127 102V101H126ZM148 102H149V100H148ZM225 103V105H224V103ZM14 103V104H13ZM16 103V104H15ZM19 103H21L20 104V110H19V108H18V106H19ZM30 103V104H29ZM36 105H35V104ZM84 103V104H83ZM110 103H111V105H110ZM117 103V104H116ZM8 104V105H7ZM10 104V105H9ZM23 104V105H22ZM34 106H33V105ZM57 104V105H56ZM61 104H63V105H61ZM92 104V105H91ZM96 104V105H97ZM149 105H150V103H148ZM152 104V103H151ZM155 104V103H154ZM176 104V105H175ZM178 104V105H177ZM7 106V108L5 109L4 107H6ZM26 105V106H25ZM29 105V106H28ZM60 105V106H59ZM82 105H84V106H82ZM110 105V106H109ZM144 105V103L142 104V106ZM157 106H159V103L158 104H156ZM2 106V107H1ZM22 106V107H21ZM31 106H33V107H36L35 108V110H37V111H39L40 109L42 110V115H43V119L41 118L42 117V115H41V112H37V114L39 115V117H40V119L41 120H43L42 121V123L41 124H43V126H42V128H41V125H39V123H37L36 124V122L37 121H35L34 120V116L35 115H33L32 113H33V110H34V108L33 107H31ZM39 108H38V107ZM70 107H71V105H69ZM74 106L75 105H72V107L74 108ZM99 108V111L97 112V110L94 108ZM140 108H141V105H138ZM155 106V105H154ZM163 106V105H162ZM179 106H180V110H179ZM224 106H225V108H224ZM10 107V108H9ZM14 107V110L12 109ZM58 107V108H57ZM63 107H64V109H65V107L67 108L66 110V112H69L68 113V115L67 114H65L64 112V109H63ZM79 107V108H80ZM89 107H92V109L93 110H91V108H89ZM107 107V108H106ZM144 107V106H143ZM151 108H152V105L150 106ZM223 107V108H222ZM16 108V109H15ZM23 108H24V110H23ZM29 108H31L32 109V112H29V111H31ZM70 110H69V109ZM73 108H72V111H71V113L73 112V111H75L74 113H77V111L75 110L76 108H74V110H73ZM80 108V109H81ZM111 108V109H112ZM113 108V109H114ZM127 108V109H126ZM129 108V109H128ZM137 109H138V107H136ZM135 108V109H136ZM154 108V107H153ZM164 108V107H163ZM165 108L163 109V110H165ZM178 108V109H177ZM217 108V109H218ZM2 109V110H1ZM4 109V110H3ZM9 109H10V112H9ZM12 109V110H11ZM25 109H26V111H27V113H26V111H25ZM28 109H29V111H28ZM81 109V110H82ZM105 109V110H104ZM142 109V108H141ZM162 109V108H161ZM161 109H160V111H161ZM225 109V110H224ZM78 110V109H77ZM80 110V112H82ZM91 110V111H90ZM124 110V111H123ZM140 110V109H139ZM143 110V109H142ZM178 110V111H177ZM222 110V111H221ZM5 111V112H4ZM15 112V114L13 113V112ZM20 111V112H19ZM23 111L26 113H23ZM56 111V112H55ZM62 111V112H61ZM100 111L103 113V114H101V116H99V118H100V121L101 122H103L102 123V125H101V122L99 123V121L97 120V122H96V124H99V126H97V127H95V125H94V119H93V117L92 116H94L95 117V119L97 118V116H98V114L100 113ZM119 111V112H118ZM121 111H123V112H121ZM130 111H128V112H130ZM159 111V112H160ZM176 111V112H175ZM3 114H2V113ZM9 112V113H8ZM16 112H18V114L16 113ZM94 112L97 114H95L94 115ZM114 112H115V114H114ZM125 112V114H123ZM13 113V114H12ZM22 115V116H20V114ZM74 113H72V114H74ZM93 113V114H92ZM118 115H117V114ZM137 113H139V112H137ZM137 113H135V114H137ZM168 113H169V115H168ZM177 113V114H176ZM185 113V114H184ZM29 114H31V115H29ZM79 114V113H78ZM122 114V115H121ZM127 114V115H126ZM130 114V113H129ZM141 114V113H140ZM143 114V113H142ZM190 114V113H189ZM13 115V116H12ZM16 115V116H15ZM38 115H36V120H38ZM62 115L64 116V118L62 117ZM75 115V114H74ZM77 115V114H76ZM75 115V116H76ZM100 115V114H99ZM121 115V116H120ZM126 115V116H125ZM162 115V114H161ZM160 115V116H161ZM176 115L178 116V115H180V116H178L179 118L177 119L176 118ZM7 116H8V118H7ZM90 116H91V118H90ZM119 116V117H118ZM131 117H132V115H130ZM138 116V115H137ZM154 116V115H153ZM182 116V117H181ZM187 116H190V115H187ZM225 116V115H224ZM18 117H20V118H18ZM22 117H25V118H22ZM59 117V118H58ZM90 118V124H89V122H88V118ZM122 117V118H123ZM135 117V118H134ZM139 117V116H138ZM142 117V116H141ZM172 117V116H171ZM11 118V119H10ZM22 118V119H21ZM29 118H31V119H33V120H29ZM99 118H97V119H99ZM153 118V117H152ZM181 118H182V120H181ZM224 118V117H223ZM12 119H14V120H12ZM16 119H19L18 121L16 120ZM26 119H27V121L29 122H26ZM72 119V118H71ZM71 119H70V121H71ZM77 119V118H76ZM92 119V120H91ZM113 119V120H112ZM132 119L134 120L133 121V124H134V127H133V124H131L132 126H131V128H130V126H128V124L130 125V123H129V121H128V117H127V119H126V121H128V124H127V126H126V124H125V126L126 127H124V128H127L128 130H125V132H128L127 133V135L129 134V136H127L126 134V138H125V136L123 137L122 135H121V133H120V135L123 137V139H122V137L119 135V137L121 138V140L119 141V142H123V145L121 144V143H119L118 145H120L118 148H120L121 146L122 147H124V141L123 140H125V139H127V137H129V138H134V134H136L137 132H136V128L137 127H139L140 126V122H142V121H140L139 123H138V121L140 120H137V117L135 116V115H133V117L131 118V121H132ZM142 119V118H141ZM176 119L179 121V123H181V127L182 128H184V130L183 131H179L178 132V134H176L175 135V131H176V126L178 127V129H180L181 127L179 126V125H176L177 123L175 122L176 121ZM68 121V123L67 122H65L64 123V121ZM120 120V119H119ZM123 120V119H122ZM130 120V119H129ZM143 120V119H142ZM184 120V121H183ZM25 121V122H24ZM73 121L75 122V119H73ZM92 121H93V123H92ZM112 121H113V123H112ZM151 121H152V119H151ZM151 121H150V124L152 125V123H151ZM158 121V120H157ZM12 122V123H11ZM38 122H39V120H38ZM110 122V123H109ZM116 122V123H115ZM137 122V123H136ZM153 122V121H152ZM171 122H173L174 123V125L175 126H173V123H171ZM189 122V121H188ZM208 122V121H207ZM206 122V123H207ZM161 123V122H160ZM178 123V124H179ZM183 123H185V125L187 126H184V124ZM209 123V122H208ZM207 123V124H208ZM19 126H18V125ZM59 124H61V125H59ZM91 124H93V125H91ZM136 124V125H135ZM149 124V125H150ZM154 124V123H153ZM16 125V126H15ZM29 125V126H28ZM35 125V126H34ZM39 125V126H38ZM44 125H45V127H44ZM67 125V126H66ZM70 126V128H69V126ZM75 125H76V123H75ZM123 125V124H122ZM139 125V126H138ZM171 125V126H170ZM22 126V127H21ZM26 126V127H25ZM33 126V127H32ZM58 126V127H57ZM94 126V127H93ZM118 126H119V124H118ZM144 126H145V124H144ZM154 126H155V124H154ZM157 126V125H156ZM158 126H159V124H158ZM174 128H173V127ZM223 126V125H222ZM18 127H20V128H18ZM27 128V129H25V128ZM39 127V128H38ZM72 127L74 128V129H72ZM101 127V128H100ZM136 127V128H135ZM185 127L186 128H188L189 130L187 131V129H185ZM22 128V129H21ZM30 129V131H29V129ZM46 128V129H45ZM54 130L53 132H52V129ZM58 128V129H57ZM64 128V129H63ZM69 128V129H68ZM79 128H80V126H79ZM95 128H97V131L95 130ZM122 128V127H121ZM140 128V127H139ZM138 128V129H139ZM156 128V127H155ZM158 128V127H157ZM160 128V127H159ZM160 128V129H161ZM165 128V129H164ZM205 128H207V127H205ZM12 129V130H11ZM25 131H24V130ZM31 129H32V131H31ZM33 129H34V131H36V132H34L33 131ZM60 129V130H59ZM76 129V130H75ZM95 130L93 133H92V131L91 130ZM119 129H120V127H119ZM132 129V130H131ZM140 129H142V128H140ZM145 129V128H144ZM153 130L154 128H153V125L151 126V128H148L147 130H145V133L147 132V133H149L151 130ZM166 129H168L167 131H168V133L166 134V132H165V130ZM173 129V130H172ZM177 129V130H178ZM21 130V131H20ZM23 130V131H22ZM48 132H47V131ZM55 130H56V132H57V134H58V131H59V133H60V131H61V135L60 136H58V135H56V133H55ZM69 130V131H68ZM108 130H109V132H108ZM123 130V129H122ZM130 130V131H129ZM135 130V131H134ZM150 130V131H149ZM157 130V129H156ZM155 129L153 130V131H156ZM169 130L171 131V132H169ZM203 130H205V131H208V130H206V129H204L203 128ZM19 131V132H18ZM28 131V132H27ZM42 131V132H41ZM51 131V132H50ZM73 131V132H72ZM121 131V130H120ZM153 131H151V132H153ZM158 131V130H157ZM161 130H159V133L161 134V132H160ZM22 132V133H21ZM23 132H24V134H23ZM29 132H31V133H33V134H31V133H29ZM45 132H47V133H45ZM65 133V135H64V133ZM71 134H70V133ZM75 132V133H74ZM76 132L78 133L77 134V136L78 137H76ZM97 132V133H96ZM130 132H131V134H130ZM132 132H136V133H133L132 134ZM44 133V134H43ZM95 133V134H94ZM123 133V132H122ZM139 133V132H138ZM164 133L162 132V134L163 135H161V136H163V137H165L164 136ZM181 133V135H179ZM184 133V132H183ZM204 133V132H203ZM206 133H208V132H206ZM14 134V135H13ZM19 134V136H17ZM41 134V135H40ZM54 136H53V135ZM66 134H67V136L68 137H70V138H68V137H66ZM172 134V135H171ZM193 136H192V135ZM205 134V133H204ZM204 134H202V135H204ZM2 135H3V137H2ZM30 135V136H29ZM47 135V136H46ZM50 135V136H49ZM63 135V136H62ZM93 137H91V136ZM97 135V136H96ZM141 135V134H140ZM151 135V134H150ZM152 135H153V133H152ZM174 135V138L172 137ZM183 135V136H184ZM190 135H191V137H190ZM201 135V134H200ZM10 136V137H9ZM15 136V137H14ZM28 136L29 137H33V141L29 138L28 139ZM37 136V137H36ZM53 136V137H52ZM55 136H57V138L55 137ZM80 136H81V138H80ZM138 136H139V134H138ZM146 136V135H145ZM181 137V141L179 142V144H181L182 142H184V143H182L183 145H180L181 147H179V144H178V149H177V151H180V153L178 152V155L176 156V159H175V156H174V154L171 156V157H169V159H170V161L168 160V158H166V160L164 159V165L166 166V164H165V162L167 163V166L169 165V162H171L170 164L171 165H169V167H168V169H170L171 167L172 168H175V162H176V160H178V159H180L181 158V150H183L185 147H187L188 145L186 144V138H184V137ZM14 137V138H13ZM22 137V138H21ZM36 137V138H35ZM41 137V138H40ZM59 137H61L62 138V140L63 139H65V143H71L70 144V146H72V148L71 147H68L65 151H66V153H68L69 151V153L68 154H70L71 153V151H73V153H71V158L69 157L68 159H69V161H67L68 159H65L63 156L62 157H60V155H62V154H59V152H57L58 151V149H57V147L55 146V144L58 142L59 144H60V147L62 148V143H63V141H62V143H60L59 142V140L61 141V139L59 138ZM64 137V138H63ZM85 137H87V138H85ZM93 140V139H99L97 142H96V140H93L94 141V143L93 142H91V139ZM95 137V138H94ZM97 137V138H96ZM141 138H142V135L140 136ZM151 137V136H150ZM196 137V136H195ZM197 137H198V135H197ZM200 137V136H199ZM201 137H203V136H201ZM225 137V135L223 136V138ZM17 138V139H16ZM35 138V139H34ZM48 138V139H47ZM50 138V139H49ZM78 138H80V140L78 139ZM119 138V139H120ZM125 138V139H124ZM137 138V137H136ZM154 138V137H153ZM162 138V137H161ZM185 139V141L183 140V139ZM204 138V137H203ZM51 139H52V141H51ZM54 139H56V140H54ZM77 140V142H78V144H77V142H75L76 140ZM86 139V140H85ZM108 139H110V138H108ZM135 139V138H134ZM150 139V138H149ZM151 139H152V137H151ZM162 139H164V138H162ZM180 139V138H179ZM16 140H17V142H16ZM22 140V141H21ZM29 140V141H28ZM31 140V141H30ZM41 140V141H40ZM79 140V141H78ZM88 140H89V142H88ZM143 139H141V141H142ZM183 140V141H182ZM204 140H205V138H204ZM206 140H209V139H206ZM35 141V142H34ZM43 141V142H42ZM46 141V142H45ZM56 141V142H55ZM135 141H139V139L137 138ZM135 141L134 140H132V143L134 142L135 143ZM153 141V140H152ZM193 141V142H192ZM33 142H34V144H33ZM50 142V143H49ZM100 144H99V143ZM108 142V143H107ZM113 142V141H112ZM140 142V141H139ZM201 142H203V139H201ZM207 142V141H206ZM30 143H31V146H30ZM36 143H38V145L36 144ZM55 143V144H54ZM73 143H74V145H73ZM84 143H88V144H84ZM114 143V142H113ZM127 143V142H126ZM141 143H143V141L142 142H140V145H141ZM153 143V142H152ZM36 144V145H35ZM94 144V145H93ZM105 144V145H104ZM139 144V143H138ZM151 144V143H150ZM12 145V146H11ZM19 145H20V147H19ZM45 147H43V146ZM48 145V146H47ZM77 145V146H76ZM127 145V144H126ZM132 145V144H131ZM136 145V144H135ZM140 145H139V147H137V148H134V151H127L126 149V151L129 153L128 154V156H129V162L131 163V161L133 160V162L130 164V165H132L133 163H135V160L138 158V156L137 155H139L140 156V154H139V149L141 148L140 147ZM26 146V147H25ZM29 148H28V147ZM38 146V147H37ZM51 146V147H50ZM83 146V147H82ZM87 146V147H86ZM95 146H99L97 149L98 150H100V151H102V153H100L96 148H95ZM129 146V145H128ZM134 145H132V147H133ZM197 146V145H196ZM201 145H199L198 146V148L200 147ZM8 147V148H7ZM15 147V148H14ZM22 147V148H21ZM55 149H54V148ZM82 148V153H80L81 152V148ZM121 147V148H122ZM131 147V146H130ZM132 147L131 148H129V150H131L132 149ZM136 147V146H135ZM145 147V145H144V143H143V148ZM27 148V149H26ZM34 149V151H33V149ZM52 148V149H51ZM71 148V149H70ZM83 148H85V149H83ZM90 148V149H89ZM110 148V149H109ZM143 148H141L142 150H141V153L143 154ZM26 149V150H25ZM50 149V150H49ZM74 149V150H73ZM80 149V150H79ZM87 149V150H86ZM107 149V150H106ZM109 149V150H108ZM194 149H196L195 147H194ZM9 152H8V151ZM14 150V151H13ZM37 150V151H36ZM57 150V151H56ZM120 150V153H121V149H119ZM133 150V149H132ZM184 150H186V148L184 149ZM21 151V152H20ZM33 151V152H32ZM68 151V152H67ZM76 151V152H75ZM108 151V152H107ZM125 151V153L127 154V152ZM28 152V153H27ZM38 152V153H37ZM45 152V153H44ZM47 152H49V153H47ZM51 152V153H50ZM93 155V156H91V154ZM97 152V153H96ZM99 152V153H98ZM123 152V151H122ZM15 153H17V154H15ZM53 153V154H52ZM61 153V152H60ZM77 153V154H76ZM85 153H87V154H85ZM130 153L132 154V156H130ZM8 154H9V156H8ZM10 154H11V156H10ZM14 154V155H13ZM26 154V155H25ZM35 156H34V155ZM38 154H40V155H38ZM72 154H74V155H72ZM78 154H80L79 156H78ZM96 154H98V155H96ZM141 154V155H142ZM155 154V153H154ZM160 154V153H159ZM185 154V153H184ZM17 155V156H16ZM53 155H54V157H53ZM87 155V156H86ZM89 155V156H88ZM100 155V156H99ZM105 155H107V156H105ZM156 155V154H155ZM40 157V159H39V157ZM53 158H52V157ZM74 156H75V158H74ZM76 156H78V157H76ZM102 156V157H101ZM104 156V157H103ZM160 156V155H159ZM14 157V158H13ZM19 157H22V158H19ZM23 157H24V159H23ZM25 157H26V159H25ZM55 157L57 158L56 160H55ZM82 157V158H81ZM84 157V158H83ZM93 157V158H92ZM108 158L107 160L105 159V158ZM109 157H112V156H110L109 155ZM177 157H180V158H178L177 159ZM133 158V159H132ZM141 158V157H140ZM139 158V159H140ZM184 158V157H183ZM19 159H21L20 161H19ZM30 159V160H29ZM38 159L40 160V163H39V161H38ZM44 159V160H43ZM47 159V160H46ZM49 159V160H48ZM52 159V160H51ZM54 159V160H53ZM62 159H63V163H62ZM74 159L76 160V161H74ZM103 159V160H102ZM113 159V158H112ZM115 159V158H114ZM155 159V158H154ZM156 159H158V157L156 156ZM155 159V160H156ZM162 159V160H163ZM175 159V160H174ZM6 160V161H5ZM36 160V161H35ZM64 160H66V161H64ZM181 160V159H180ZM9 161V162H8ZM11 161V162H10ZM16 161V162H15ZM42 161H44V162H42ZM83 161H84V163H83ZM137 161V160H136ZM169 161V162H168ZM19 162V163H18ZM25 162L27 163V164H25ZM42 162V163H41ZM64 162H65V164H64ZM68 162V163H67ZM70 162V163H69ZM113 164H114V162H113V160L111 161ZM109 163V165H111L112 167H114L113 165H112V163ZM156 162V161H155ZM159 162V161H158ZM11 163V164H10ZM31 163V164H30ZM36 163V164H35ZM55 163V164H54ZM76 163H77V165H76ZM137 163H138V161H137ZM143 163V162H142ZM144 163H145V161H144ZM161 163H163L162 161H161ZM8 164V165H7ZM21 164V165H20ZM29 164V165H28ZM49 164H52V167L54 168V169H58V170H54L51 166H49ZM62 164H64V165H62ZM71 164H73V165H71ZM87 164H88V166H87ZM141 164V163H140ZM15 165H17V166H15ZM26 165V166H25ZM46 165H48L49 167H51L54 171H53V178H51V179H49V180H51V181H49L47 178H45V180H44V177L45 176H48L47 174V171H49V169L48 170H46ZM84 165V166H83ZM94 165V166H93ZM97 165V166H96ZM153 165H155L156 166V164L154 163ZM158 165L160 166V164L158 163ZM157 165V168L159 167ZM8 166V167H7ZM31 166V167H30ZM41 166H43V167H41ZM47 166V167H48ZM76 166H78V167H76ZM82 166V167H81ZM110 166V167H111ZM123 167L125 166V164H123L122 165ZM122 166H121V168H122ZM137 166V165H136ZM145 166V165H144ZM15 169H14V168ZM27 167V168H26ZM32 167H33V169H32ZM38 167V168H37ZM56 167V168H55ZM63 167H66V171L64 172H62V171H60L61 169ZM92 167V168H91ZM108 168L109 169V171H110V169L111 168ZM153 167V166H152ZM61 168V169H60ZM72 168V169H71ZM94 168V169H93ZM131 168V167H130ZM139 168H141V167H138V169ZM162 168V171H160L161 173L162 172H164L163 170H165V167H164V169H163V165H162V167H160L159 168V170ZM12 169V170H11ZM18 169V170H17ZM23 169H25V170H23ZM29 169H31V172H30V170ZM38 169V170H37ZM137 169V170H138ZM168 169H166V170H168ZM3 170V171H2ZM5 170V171H4ZM8 170V171H7ZM28 170V171H27ZM37 170V172H35ZM112 170V169H111ZM171 170V169H170ZM169 170V171H170ZM174 170V169H173ZM173 170H172V173H171V175L172 176H174L173 175V173L176 171V170H174V172H173ZM44 171V172H43ZM46 171V172H45ZM55 171H56V173H58V174H61V175H58L57 177H54V176H56V173H55ZM60 171V172H59ZM80 171V170H79ZM88 171V172H87ZM107 171V172H106ZM150 171H151V169H150ZM154 171V170H153ZM1 172H3L2 174H1ZM8 172V173H7ZM23 173V175H22V173ZM27 174H26V173ZM30 172V173H29ZM67 172V173H66ZM70 172V173H69ZM115 172H117V171H115ZM118 172H119V170H118ZM155 172V171H154ZM197 172V171H196ZM5 173V174H4ZM10 173V174H9ZM20 173V174H19ZM35 173H36V175H35ZM66 173V174H65ZM104 173V174H103ZM114 173V172H113ZM165 173V177H164V174L162 173V176H163V181H164V179H165V181L167 180V176L169 175V172L167 171H165L164 172ZM167 173V174H166ZM7 174H9V175H7ZM17 174V175H16ZM35 175V176H33V175ZM39 174V175H38ZM44 174V177L42 176ZM71 174V175H70ZM108 174V175H107ZM117 174V175H116ZM114 173V175H115V177H119V173ZM147 174V176H149L148 175V173H145V175ZM158 174V173H157ZM233 174V173H232ZM231 174V175H232ZM14 175H16V176H14ZM27 175V176H26ZM183 175V174H182ZM2 176V177H1ZM29 176H31V178L29 177ZM42 176V177H41ZM70 178H69V177ZM72 176V177H71ZM150 176H151V174H150ZM153 176V175H152ZM154 176H155V174H154ZM161 176V175H160ZM170 176V175H169ZM8 177V178H7ZM10 177V178H9ZM17 178V180H16V178ZM27 177V178H26ZM34 177V178H33ZM40 177H41V179H40ZM60 177V178H59ZM111 177V175L109 176V178ZM156 178H158L157 176H155ZM181 178L183 177V176H180ZM14 180H12V179ZM15 178V179H14ZM22 178V179H21ZM32 178H33V180H32ZM36 178V179H35ZM48 178H49V176H48ZM66 178V179H65ZM107 178V177H106ZM161 178V177H160ZM159 178V182L161 181V179ZM232 179H233V177H231ZM18 179H21L20 181H18ZM24 179V180H23ZM25 179H27V180H25ZM29 179V180H28ZM38 179V180H37ZM40 179V180H39ZM74 180V181H72V180ZM151 179H153L154 180V178H152L151 177ZM8 181V183H6L5 181ZM15 180H16V182H15ZM59 180H60V182H59ZM12 181V182H11ZM26 183H25V182ZM28 181H29V183H28ZM35 181V182H34ZM53 181V182H52ZM54 181H56V183L54 182ZM65 183V185H67V186H65L63 183ZM70 181V182H69ZM12 184H11V183ZM22 182H24V183H22ZM34 182V183H33ZM45 182V184H43ZM67 182V183H66ZM19 183V184H18ZM21 183V184H20ZM29 185H28V184ZM31 183H33V184H31ZM37 183V184H36ZM38 183H40L39 185H38ZM49 184V186H48V184ZM52 183L54 184V186L52 185ZM75 183V184H74ZM10 184V186H8V185ZM68 184H70V186H69V190H67V188H68ZM77 184V185H76ZM6 185V186H5ZM15 185V186H14ZM20 185V186H19ZM30 185H31V188H30ZM42 185V186H41ZM52 185V186H51ZM1 186H3V187H1ZM16 186H17V188H16ZM22 186V187H21ZM27 186V187H26ZM39 186V187H38ZM46 186V187H45ZM60 186V187H59ZM61 186H63V187H61ZM25 187H26V189H25ZM34 187V188H33ZM36 187V188H35ZM38 187V188H37ZM40 187H42L41 188V190L39 189ZM54 187H56L55 189H54ZM67 187V188H66ZM5 188V189H4ZM9 188H11V189H9ZM19 188V189H18ZM58 188V189H57ZM75 188V189H74ZM20 190V191H17V190ZM48 189V190H47ZM100 188H98V189H96V191H98ZM111 189H113V188H109L108 190H111ZM3 190H5V191H3ZM9 190V191H8ZM25 190H27V193L25 192ZM39 190V191H38ZM56 190H59V191H61L62 192V195H61V192H57V193H55V191ZM108 190H107V192H108ZM15 191V192H14ZM34 191V192H33ZM40 191H41V193L42 194H40ZM52 191H53V194H52ZM68 191V192H67ZM19 192V193H18ZM25 192V193H24ZM30 192V193H29ZM49 192V193H48ZM71 192V193H70ZM109 192H111L109 195H112V192H113V190H111V191H109ZM15 193V194H14ZM24 193V194H23ZM55 193V194H54ZM2 194V195H1ZM14 194V195H13ZM29 194V195H28ZM36 194V195H35ZM40 194V195H39ZM44 194V195H43ZM59 196H58V195ZM108 194V193H107ZM12 195V196H11ZM32 195V196H31ZM50 195V196H49ZM51 195H54V196H52L51 197ZM5 196V197H4ZM10 196V197H9ZM17 196H19V197H17ZM24 197V199H23V197ZM36 196H38V197H36ZM47 196H49V197H47ZM61 196V198H62V196H64L62 199L61 198H59ZM3 197V198H2ZM18 199H17V198ZM31 197V198H30ZM44 197V198H43ZM54 197V198H53ZM56 197H58V198H56ZM28 198V199H27ZM37 198V199H36ZM56 198V199H55ZM165 198H166V196H165ZM165 198H163L162 199V202H164L165 203V201H167ZM10 199V200H9ZM20 199H22V200H20ZM32 199H34V200H32ZM40 199V200H39ZM29 200H30V202H29ZM38 200V201H37ZM45 200V201H44ZM75 200V201H74ZM10 201V202H9ZM25 201H27V202H25ZM74 201V202H73ZM12 202H13V204H12ZM15 202V203H14ZM23 202V203H22ZM44 202V203H43ZM5 203V204H4ZM20 205H19V204ZM25 203H27V204H25ZM39 203H41V204H39ZM10 204H12V205H10ZM17 206V207H15V205ZM26 206H25V205ZM56 204V203H55ZM1 205L3 206V207H1ZM28 205V206H27ZM34 205V206H33ZM37 208H36V207ZM57 206H58V202H57ZM74 206H76V205H74ZM12 207V208H11ZM40 207V208H39ZM52 207V206H51ZM60 207H61V209H60ZM71 207H73V209L74 210H72L71 209ZM2 208H4V210H2ZM5 208H7V209H5ZM10 208V209H9ZM15 208V209H14ZM23 210H22V209ZM25 208V209H24ZM33 208V209H32ZM36 208V209H35ZM66 208L64 207L63 209V214L65 213V210H66ZM21 209V210H20ZM28 209V210H27ZM38 209V210H37ZM55 209V210H54ZM6 210V211H5ZM16 210H18V211H16ZM37 210V211H36ZM43 210H44V212H43ZM45 210H46V212H45ZM7 211H11V212H9L10 214H8V212ZM14 211V212H13ZM57 211V212H56ZM60 211V212H59ZM71 211V212H70ZM42 212H43V214H42ZM53 212V213H52ZM7 213V214H6ZM16 213V214H15ZM32 213V214H31ZM41 213V215L39 216V214ZM45 213H46V215L50 218H45ZM59 213V214H58ZM23 214V215H22ZM30 214H31V216H30ZM34 214V215H33ZM36 214H38V215H36ZM6 215V216H5ZM3 216V217H2ZM10 216V217H9ZM19 216L21 217V218H19ZM33 216H35V218H36V220H34L32 223H30L31 222V220H29V219H31ZM37 216V217H36ZM40 218H39V217ZM72 217V218H71ZM10 218H12L11 220H10ZM34 217H33V219H35ZM51 218L53 219V220H51ZM8 219H9V221H8ZM32 219V220H33ZM38 219V220H37ZM51 220V221H49V220ZM72 220V221H71ZM10 221H12V222H10ZM25 223H24V222ZM29 221V222H28ZM48 221V225H46L47 223H45V222H47ZM1 222H3V223H1ZM9 222V223H8ZM18 222H19V224H18ZM23 222V223H22ZM17 224V226H16V224ZM50 223V224H49ZM51 223H52V225H53V227H54V230L53 231H50V232H47V228H48V226L49 225H51ZM2 224V225H1ZM11 224V225H10ZM26 224H28L27 226H24V225H26ZM31 224V225H30ZM33 224V225H32ZM42 224V225H41ZM63 225V226H66V225ZM6 225H8V226H6ZM21 225V226H20ZM45 225V226H44ZM67 225V226H68ZM10 226V227H9ZM16 226V227H15ZM20 226V227H19ZM31 226V227H30ZM62 226V225H61ZM15 227V229H13ZM22 227H23V230H22ZM28 227V228H27ZM36 227V228H35ZM44 227H45V229H44ZM4 228V229H3ZM11 228V229H10ZM18 230H17V229ZM20 228V229H19ZM12 231L13 230V232H11V234H10V232H8V231ZM16 231V233H15V231ZM18 231V232H17ZM37 231H38V233H37ZM41 231V232H40ZM2 232V233H1ZM43 232V233H42ZM53 232V233H52ZM15 233V234H14ZM18 233V234H17ZM20 233V234H19ZM24 235H22V234ZM30 233V234H29ZM46 233V234H45ZM55 233V234H54ZM26 234H27V236H26ZM29 234V235H28ZM34 236H32V235ZM37 234H38V236H37ZM42 234V235H41ZM11 237H10V236ZM49 235V236H48ZM6 236V237H5ZM53 236V237H52ZM57 236V237H56ZM20 237V238H19ZM44 237V238H43ZM48 239H47V238ZM50 237V238H49ZM12 238V239H11ZM38 238V239H37ZM21 239V240H20ZM34 239V240H33ZM40 239V241H37L36 242V240H39ZM3 240V242H1ZM12 240V241H11ZM16 240V241H15ZM41 240H42V242H41ZM5 241V242H4ZM9 241H11V243L8 242ZM20 241V242H19ZM24 241V242H23ZM25 241H27V242H25ZM30 241H31V243H30ZM40 242V243H39ZM45 242V243H44ZM21 243H23V244H21ZM35 243H37V244H35ZM29 244V245H28ZM35 244V245H34ZM24 249V250H25ZM37 249V250H36ZM40 249V250H39ZM32 251V252H31ZM31 252V253H30ZM36 252V253H35ZM39 252V253H38ZM16 253L18 254V256L19 257H17V255H16ZM29 254V255H27V254ZM41 253V254H40ZM23 254V255H22ZM41 256V257H38V256ZM15 256H14V258H15ZM33 256V257H32ZM38 257V258H37ZM15 258V259H16ZM32 260H31V259ZM21 259V260H20ZM40 259V260H39ZM38 260V261H37ZM17 261V264H19V261L18 260H16ZM25 261L23 262V263H25ZM32 261V263H30ZM15 261L13 260V264H15L14 263ZM41 264H42V262H41Z\"/></svg>",
	"mask_w": 264,
	"mask_h": 264
}]
</instances>
